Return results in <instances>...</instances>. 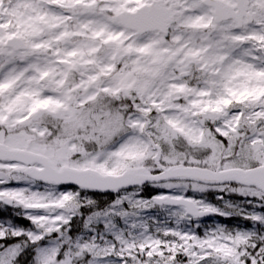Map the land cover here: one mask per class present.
Wrapping results in <instances>:
<instances>
[{"label": "snow or ice", "instance_id": "obj_1", "mask_svg": "<svg viewBox=\"0 0 264 264\" xmlns=\"http://www.w3.org/2000/svg\"><path fill=\"white\" fill-rule=\"evenodd\" d=\"M8 209L0 264H264V0H0Z\"/></svg>", "mask_w": 264, "mask_h": 264}, {"label": "trees", "instance_id": "obj_2", "mask_svg": "<svg viewBox=\"0 0 264 264\" xmlns=\"http://www.w3.org/2000/svg\"><path fill=\"white\" fill-rule=\"evenodd\" d=\"M3 213L6 214V215H2L0 213V218L6 217V216H10L11 215V210H7V211H5ZM17 223H20L22 225H27V221H24V220H17Z\"/></svg>", "mask_w": 264, "mask_h": 264}, {"label": "rangeland", "instance_id": "obj_3", "mask_svg": "<svg viewBox=\"0 0 264 264\" xmlns=\"http://www.w3.org/2000/svg\"><path fill=\"white\" fill-rule=\"evenodd\" d=\"M3 212H5V211H0V213H1L2 215H6V214H4Z\"/></svg>", "mask_w": 264, "mask_h": 264}]
</instances>
